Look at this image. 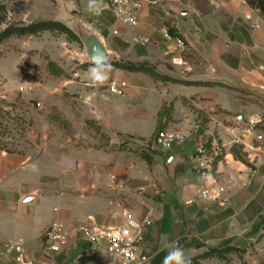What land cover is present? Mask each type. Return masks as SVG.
<instances>
[{
  "label": "crops",
  "instance_id": "obj_1",
  "mask_svg": "<svg viewBox=\"0 0 264 264\" xmlns=\"http://www.w3.org/2000/svg\"><path fill=\"white\" fill-rule=\"evenodd\" d=\"M57 1V11L65 14L80 12L81 4L87 18L81 21L100 37L111 65H147L182 83L156 81L114 66L105 83H93L87 75L92 64L67 36L60 37L58 50L74 47L54 58L70 75L56 77L60 113L63 95L70 94L84 128L72 137L56 132L35 156L0 149V264H16L10 246L19 241L34 264H120L104 245L78 238L77 230L93 225L118 229L147 217L153 224L140 249L148 257L146 264H163L172 241H178L196 264H264L260 13L246 0H144L139 24L131 28L115 19L105 0H98V11L89 9V0ZM19 11L31 7L23 5ZM92 15L95 19H88ZM70 18L54 21L74 31L77 17ZM42 21L51 20L22 19L20 25ZM165 28L185 46L168 41ZM112 82L122 88L121 95L110 91ZM164 107L172 110L163 120L166 131L188 136L185 144L169 152L154 145ZM215 142L223 153L214 177L204 183L196 148ZM171 155L175 160L168 164ZM217 184L226 188L228 203L201 198L202 188ZM54 222L71 233L70 246L58 254L47 251L43 241L44 231ZM230 248L244 251L243 259L235 252L226 259L202 258L211 250Z\"/></svg>",
  "mask_w": 264,
  "mask_h": 264
},
{
  "label": "rangeland",
  "instance_id": "obj_2",
  "mask_svg": "<svg viewBox=\"0 0 264 264\" xmlns=\"http://www.w3.org/2000/svg\"><path fill=\"white\" fill-rule=\"evenodd\" d=\"M80 2L81 0L79 4ZM58 4L57 0H0V7H5L0 12V20H3L0 33L10 25H20L22 19L54 21L69 15L71 21L76 17L87 20L81 4L80 12L68 14L59 13ZM23 5L30 6L31 11L20 12ZM34 6L45 11L39 14L35 12ZM94 17L92 15L88 19L93 20ZM84 27L86 28L85 25ZM86 29L94 33L93 30ZM62 36L64 35L57 32H47L38 37L39 40L33 36L21 39L12 37L0 44V149L35 156L42 149L43 143L52 139L56 132L72 137L83 131L77 103L72 102L70 94L63 95L65 108L60 113V93L55 89V73L60 67L54 58L61 51L66 52V49L74 51V47L68 45H63L60 47L62 50H58V40ZM69 41L75 43V48L85 54L81 41ZM51 62L56 65L51 67ZM65 78L70 79V75L67 74ZM29 100L38 102L40 108L36 109ZM93 131L98 132L96 128Z\"/></svg>",
  "mask_w": 264,
  "mask_h": 264
},
{
  "label": "built area",
  "instance_id": "obj_3",
  "mask_svg": "<svg viewBox=\"0 0 264 264\" xmlns=\"http://www.w3.org/2000/svg\"><path fill=\"white\" fill-rule=\"evenodd\" d=\"M144 0H105L107 9L117 21L131 28L139 24V16L143 7ZM164 37L175 42L177 46L184 47V41L180 38H174L168 29H163ZM115 35L118 32H114ZM110 91L115 95L122 94V88L117 82H112ZM242 117H237V121H242ZM188 136L179 131H164L159 133L154 139V145L162 150L169 152L174 146L185 144ZM222 146L215 142L208 147L207 143H201L196 148L195 159L198 165V174L202 182L206 183L214 177L215 163L222 156ZM175 160L173 155L167 159L168 164ZM226 188L217 184L215 188L204 187L200 195L201 198L208 202L228 203L225 195ZM153 220L147 217L140 224H129L126 227L118 229H107L100 226H84L77 230V237L83 238L93 245H104L107 252L117 258L120 264H146L148 257L140 252L141 245L144 241L146 230L152 226ZM70 231L61 222H54L43 234V241L47 251L58 254L70 246ZM11 250L15 253L16 264H34L27 257L25 244L19 241L11 244Z\"/></svg>",
  "mask_w": 264,
  "mask_h": 264
},
{
  "label": "trees",
  "instance_id": "obj_4",
  "mask_svg": "<svg viewBox=\"0 0 264 264\" xmlns=\"http://www.w3.org/2000/svg\"><path fill=\"white\" fill-rule=\"evenodd\" d=\"M247 4L253 9L260 13L261 18L264 20V0H246ZM5 7H0V12L4 11ZM3 23V20H0V24ZM44 32H51V33H59L62 35H66L69 39H72L74 41L80 42L81 40L78 38V36L74 33L72 29L67 27L65 24L59 22V21H42V22H35L30 25H10L8 28L0 33V44L5 42L6 40L16 37V38H24V37H31V36H37L39 34H42ZM51 67H54L56 64L51 62L49 64ZM90 64H86L84 67H87ZM112 66H114L117 69L124 70L131 73H143L151 78H153L156 81L161 82H175V83H182L181 81L174 80L172 78H169L167 76H163L160 73L157 72V70L153 67L147 66V65H137V64H131V63H120V62H113ZM67 74L60 68H58V71L55 73L56 77H65ZM172 110L171 108L164 107L163 110L160 113L159 116V123H158V129L156 136L166 131L167 124L163 123L164 118H170ZM88 124H91L88 122ZM98 132H100L99 128H96ZM147 162L151 164V161L148 157H145ZM245 162L244 159H241ZM235 252L239 255L241 259H243V255L245 254L244 251L230 248L225 250H211L209 253L202 256V258H211V257H218L220 259H226V255ZM197 260H191V264H196Z\"/></svg>",
  "mask_w": 264,
  "mask_h": 264
},
{
  "label": "clouds",
  "instance_id": "obj_5",
  "mask_svg": "<svg viewBox=\"0 0 264 264\" xmlns=\"http://www.w3.org/2000/svg\"><path fill=\"white\" fill-rule=\"evenodd\" d=\"M88 7L91 11L99 10L98 0H89ZM112 65L106 58H94L92 66L88 69V78L96 84L105 83L110 76ZM169 251L163 260V264H191V259L185 250L179 246L178 241H172L168 245Z\"/></svg>",
  "mask_w": 264,
  "mask_h": 264
},
{
  "label": "water",
  "instance_id": "obj_6",
  "mask_svg": "<svg viewBox=\"0 0 264 264\" xmlns=\"http://www.w3.org/2000/svg\"><path fill=\"white\" fill-rule=\"evenodd\" d=\"M74 33L78 36L85 47V57L89 63L92 64L94 58L104 57L107 62L110 61V54L100 39V37L96 33H92L88 31L80 17H77V23L74 29ZM36 109L40 108V104L36 101L30 102Z\"/></svg>",
  "mask_w": 264,
  "mask_h": 264
}]
</instances>
